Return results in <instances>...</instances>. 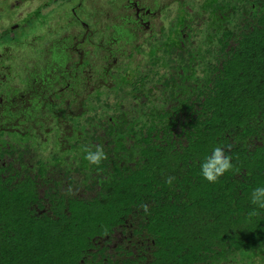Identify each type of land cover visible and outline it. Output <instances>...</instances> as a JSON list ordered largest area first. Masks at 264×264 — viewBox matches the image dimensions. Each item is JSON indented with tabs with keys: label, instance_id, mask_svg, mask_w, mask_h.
Masks as SVG:
<instances>
[{
	"label": "trees",
	"instance_id": "1",
	"mask_svg": "<svg viewBox=\"0 0 264 264\" xmlns=\"http://www.w3.org/2000/svg\"><path fill=\"white\" fill-rule=\"evenodd\" d=\"M93 1L52 0L77 33L42 48L18 87L0 75V123L41 128L71 95L80 106L47 154L32 134L0 130V264H264V208L250 201L264 186V0L164 8L168 25L136 64L123 47L149 6ZM7 18L0 42L35 27ZM103 44L117 51L95 78ZM97 146L106 159L89 164ZM214 147L232 168L209 183L200 163Z\"/></svg>",
	"mask_w": 264,
	"mask_h": 264
},
{
	"label": "rangeland",
	"instance_id": "2",
	"mask_svg": "<svg viewBox=\"0 0 264 264\" xmlns=\"http://www.w3.org/2000/svg\"><path fill=\"white\" fill-rule=\"evenodd\" d=\"M0 0V33L3 29H5L7 23V16L10 14H15L19 16L17 25L21 24V32L22 30L28 29L30 22H33V18L36 17L35 27L29 28L24 35L21 36L18 43H7L0 42V75L2 79L4 78L6 84L13 87H18L20 82H22L23 72L26 67H33L35 63H37L35 57L39 56V52L42 48L46 47L50 42L55 41L58 35H69L70 33H77L75 27L64 28L60 27L66 23L64 18V13L66 12L65 8L60 7L56 8L55 4L52 0H46L44 3L36 4L35 0ZM44 0H42L43 2ZM57 2L60 0H56ZM95 1V3H94ZM93 5L96 4L100 6L101 4L108 8V4L106 0H94ZM183 0H144V7L149 6V9L146 11L147 16L144 18L145 30L140 29V31H136L139 33L135 40L132 43L125 44L123 47L126 50H131L134 52L131 54L133 64L143 63L148 57L147 51L150 50V46L148 42V38L153 37L154 34L158 33L160 29L167 27L168 21L162 17L161 11L164 8H169L170 6H181V2ZM21 2V3H20ZM178 3V4H177ZM15 4V5H14ZM14 5V6H12ZM37 5V6H36ZM12 6V7H11ZM124 10V9H122ZM121 9L118 12L126 13L129 11H122ZM50 11V12H49ZM131 11V10H130ZM113 16H117V11H113ZM150 12V14H149ZM133 25H128L129 29L134 30L133 26H136V20ZM33 24V23H32ZM59 25V27H57ZM152 28L150 31H146V29ZM133 32V31H131ZM96 41V40H95ZM98 41V40H97ZM103 42V40H102ZM106 44V43H105ZM123 44V43H122ZM119 43V45H122ZM103 51H101L98 56L93 57L91 61L92 71L95 69L93 76L95 78L103 71L101 67L106 61L112 60V53L108 52V46L113 47V51H117L114 46L104 45ZM122 49V48H121ZM123 50V49H122ZM117 56V55H116ZM116 58V57H115ZM106 59V60H105ZM103 61V62H102ZM27 64V65H26ZM38 64V63H37ZM103 74V73H102ZM101 75V74H100ZM111 79H108L106 85H109ZM100 88V85H99ZM97 89H94L96 92ZM84 92V91H83ZM77 96L82 95V89H77ZM74 95H71V98L64 99V103L60 102L59 105L55 106L51 112L48 114H44L40 120H43L45 123L42 124V127L32 126L29 130L26 127L18 128L12 126V123L6 124L0 123V130L6 129L9 132H18L21 135L32 134L34 137L38 139L39 142L43 143L42 153L47 154V152L55 148L52 144L54 130L57 129V121L63 122L62 130H65L67 127V116L72 111L79 110L80 106L78 104H74L72 99ZM48 108H51L48 106ZM3 116H6V112H3ZM29 131V132H28ZM60 133V137L62 134ZM63 138V137H62ZM13 142L14 139L12 138ZM55 150H58L56 147Z\"/></svg>",
	"mask_w": 264,
	"mask_h": 264
},
{
	"label": "clouds",
	"instance_id": "3",
	"mask_svg": "<svg viewBox=\"0 0 264 264\" xmlns=\"http://www.w3.org/2000/svg\"><path fill=\"white\" fill-rule=\"evenodd\" d=\"M85 159L89 164L99 165L106 159L102 147L97 146L95 150H86ZM232 168L231 159L224 154L221 147H214L200 163V173L209 183H214L225 172ZM250 201L253 205L264 208V186L255 187L250 194Z\"/></svg>",
	"mask_w": 264,
	"mask_h": 264
},
{
	"label": "flooded vegetation",
	"instance_id": "4",
	"mask_svg": "<svg viewBox=\"0 0 264 264\" xmlns=\"http://www.w3.org/2000/svg\"><path fill=\"white\" fill-rule=\"evenodd\" d=\"M144 23V22H143Z\"/></svg>",
	"mask_w": 264,
	"mask_h": 264
}]
</instances>
